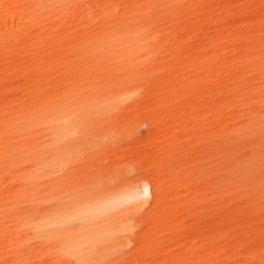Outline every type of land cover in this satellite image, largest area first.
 I'll return each mask as SVG.
<instances>
[{
    "label": "bare ground",
    "instance_id": "1",
    "mask_svg": "<svg viewBox=\"0 0 264 264\" xmlns=\"http://www.w3.org/2000/svg\"><path fill=\"white\" fill-rule=\"evenodd\" d=\"M0 264H264V0H0Z\"/></svg>",
    "mask_w": 264,
    "mask_h": 264
},
{
    "label": "snow or ice",
    "instance_id": "2",
    "mask_svg": "<svg viewBox=\"0 0 264 264\" xmlns=\"http://www.w3.org/2000/svg\"><path fill=\"white\" fill-rule=\"evenodd\" d=\"M143 197L148 198L150 196V187L147 185H144L142 188Z\"/></svg>",
    "mask_w": 264,
    "mask_h": 264
}]
</instances>
